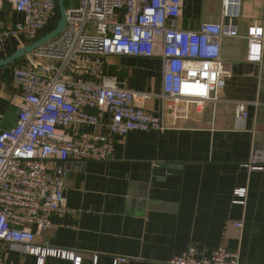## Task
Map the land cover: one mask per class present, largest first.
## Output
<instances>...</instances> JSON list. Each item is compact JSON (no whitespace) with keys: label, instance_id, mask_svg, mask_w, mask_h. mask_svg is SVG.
Listing matches in <instances>:
<instances>
[{"label":"built area","instance_id":"2783aa9c","mask_svg":"<svg viewBox=\"0 0 264 264\" xmlns=\"http://www.w3.org/2000/svg\"><path fill=\"white\" fill-rule=\"evenodd\" d=\"M67 23L55 38L25 55L12 66L16 93L11 103L17 119L4 127L0 111V264H7L9 246L36 255L82 264L73 251L36 243V233L48 229L52 213H67L65 188L69 160H103L115 150L119 137L131 131L162 132L180 128L193 109L219 102L226 60L223 40L239 37L236 22L242 0H222V19L204 21L197 29L180 26L185 0H72ZM10 3L19 19L2 26L3 4ZM58 15V0H0V41L17 39L24 47L38 40ZM250 62L264 58V25L252 22L247 29ZM112 56L158 57L162 60L161 93L120 85L107 74ZM158 97L160 107L146 101ZM238 119L248 117L247 103H235ZM86 126L106 128L88 131ZM255 160L242 163L250 170L263 169ZM247 197V188L235 189ZM238 201L239 203H244ZM236 226L242 228L243 223ZM118 258L115 264L125 262ZM171 264H252L238 250L219 247L209 254L197 246L175 256Z\"/></svg>","mask_w":264,"mask_h":264},{"label":"crops","instance_id":"0c3cea01","mask_svg":"<svg viewBox=\"0 0 264 264\" xmlns=\"http://www.w3.org/2000/svg\"><path fill=\"white\" fill-rule=\"evenodd\" d=\"M236 22L239 37L223 40L226 60L219 102L193 109L180 128L162 132L131 131L119 137L114 152L103 160H69L65 188L67 213H52L50 227L36 233V243L73 251L82 264H171L190 245L209 254L219 247L238 250L241 261L264 264V58L250 62L247 29L264 25V0H242ZM10 3L3 4L2 26L19 19ZM222 19V0H185L180 26L197 29L204 21ZM14 38L0 41V58L19 49ZM13 64L0 69V111L4 127H12L17 107L11 81ZM107 74L120 85L161 93L162 60L158 57L112 56ZM247 103L248 117L238 119L235 103ZM158 109L154 97L144 104ZM88 131L106 128L86 126ZM167 164L176 173L159 174ZM175 178V179H174ZM247 188V197L234 194ZM244 203H239L241 201ZM242 222V228L236 223ZM7 264H38V257L9 246ZM44 264H74L47 256Z\"/></svg>","mask_w":264,"mask_h":264},{"label":"water","instance_id":"95a60500","mask_svg":"<svg viewBox=\"0 0 264 264\" xmlns=\"http://www.w3.org/2000/svg\"><path fill=\"white\" fill-rule=\"evenodd\" d=\"M58 7L60 10V18L58 20L57 25L47 34L39 38L38 40H35L34 42L24 46L20 47L16 51H14L10 56L1 58L0 59V69L10 65L11 63H14L15 61L23 58L25 55L33 52L36 50L39 46L43 45L47 41L55 38L59 33L65 28L66 23H67V14H66V0H58ZM166 171H169L171 173H176L173 172L167 164H160L157 167V172L159 174H165ZM175 179V178H174Z\"/></svg>","mask_w":264,"mask_h":264},{"label":"trees","instance_id":"16d2710c","mask_svg":"<svg viewBox=\"0 0 264 264\" xmlns=\"http://www.w3.org/2000/svg\"><path fill=\"white\" fill-rule=\"evenodd\" d=\"M72 3H73L72 0H66V7H69ZM59 18H60V10H59V7H58V15H57V17L50 23L49 26H47L43 31H41L39 33L38 38H41L42 36H44L45 34H47L48 32H50L57 25ZM19 61H20V59L17 60V61H15L12 64L14 65V64L18 63Z\"/></svg>","mask_w":264,"mask_h":264}]
</instances>
